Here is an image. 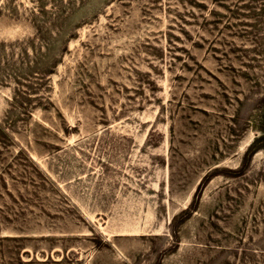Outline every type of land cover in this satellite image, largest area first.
Wrapping results in <instances>:
<instances>
[{
  "label": "rangeland",
  "instance_id": "374dc122",
  "mask_svg": "<svg viewBox=\"0 0 264 264\" xmlns=\"http://www.w3.org/2000/svg\"><path fill=\"white\" fill-rule=\"evenodd\" d=\"M263 103L264 0H0V264H264Z\"/></svg>",
  "mask_w": 264,
  "mask_h": 264
},
{
  "label": "trees",
  "instance_id": "16d2710c",
  "mask_svg": "<svg viewBox=\"0 0 264 264\" xmlns=\"http://www.w3.org/2000/svg\"><path fill=\"white\" fill-rule=\"evenodd\" d=\"M13 75V74H11ZM13 79H18L16 75L11 76ZM257 129L260 131L253 140L249 143L246 152L253 153L256 150L263 148L264 149V103L258 113V124L256 125ZM7 134V130L0 123V134Z\"/></svg>",
  "mask_w": 264,
  "mask_h": 264
}]
</instances>
